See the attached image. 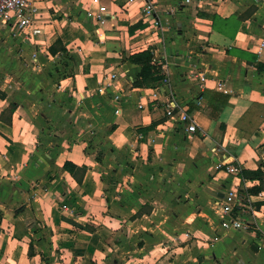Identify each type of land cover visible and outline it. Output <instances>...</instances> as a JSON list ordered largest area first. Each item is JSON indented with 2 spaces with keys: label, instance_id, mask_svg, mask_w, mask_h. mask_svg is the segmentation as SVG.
Listing matches in <instances>:
<instances>
[{
  "label": "crops",
  "instance_id": "1",
  "mask_svg": "<svg viewBox=\"0 0 264 264\" xmlns=\"http://www.w3.org/2000/svg\"><path fill=\"white\" fill-rule=\"evenodd\" d=\"M146 1L42 0L17 50L0 28V264H264V189L247 230L216 206L264 180V0H149L158 27Z\"/></svg>",
  "mask_w": 264,
  "mask_h": 264
},
{
  "label": "built area",
  "instance_id": "2",
  "mask_svg": "<svg viewBox=\"0 0 264 264\" xmlns=\"http://www.w3.org/2000/svg\"><path fill=\"white\" fill-rule=\"evenodd\" d=\"M42 0H0V28L9 30L11 36L19 38L23 42H34L43 31V23L46 24L49 18L44 16L41 11L39 2ZM134 0H128V3ZM106 10L105 6H101L98 17L101 12ZM155 10L154 4L147 0L144 5V13L155 26L160 25V21L153 15ZM91 14V12H90ZM43 21V23H42ZM264 30V28H263ZM261 46H264V33L262 36ZM172 111L178 115V120L186 125L189 132L197 130L196 116L188 109L183 108L175 99L169 102V113ZM226 171L229 174L240 177L242 168L237 165H227ZM238 184H231L225 190L222 197L216 201V206L221 215V227L225 230L230 229H249L251 222L247 220L246 214L250 210L247 201V194L241 192Z\"/></svg>",
  "mask_w": 264,
  "mask_h": 264
},
{
  "label": "trees",
  "instance_id": "3",
  "mask_svg": "<svg viewBox=\"0 0 264 264\" xmlns=\"http://www.w3.org/2000/svg\"><path fill=\"white\" fill-rule=\"evenodd\" d=\"M60 43V40H57L51 47L50 50L53 53L57 52V48H56V44ZM59 49L65 50V47H61ZM152 59H153V52L152 50L149 48L147 50H144L142 52H138L135 53L134 55L131 56V60L139 65L142 66V71H143V75H145V77L147 78L148 76L151 77L152 75V69H153V64H152ZM14 105L11 104L10 109L13 110L14 109ZM79 168L78 166H76L75 164L72 163H68L66 162L65 164V169L70 171L71 173H75L76 169ZM251 173H255L257 176L261 173V170L255 171V172H251ZM241 176L242 179H247L249 176L246 175L245 170L242 169L241 171ZM250 178V177H249ZM264 189V180L261 183V185H259L258 187H250L249 189L245 188V187H241V192L245 193L247 195H251V194H258L260 193L262 190Z\"/></svg>",
  "mask_w": 264,
  "mask_h": 264
},
{
  "label": "rangeland",
  "instance_id": "4",
  "mask_svg": "<svg viewBox=\"0 0 264 264\" xmlns=\"http://www.w3.org/2000/svg\"><path fill=\"white\" fill-rule=\"evenodd\" d=\"M71 1H73V0H71ZM58 14L56 15V16H58L60 13L59 12H57ZM61 15H63V16H65V14L64 13H62ZM61 15H60V17H61ZM9 38H6L5 40L6 41H4V43H5V46L7 47V49H9V48H11L12 50H13V47H17L15 50H17L18 49V46H22V45H24L23 43H20V42H18L17 41V38H15V37H10V36H8ZM43 48H44V46H43ZM15 56V58H16V55L15 54H13V53H10V54H8L7 55V57H6V68H5V70L3 71L4 72V74H5V78H7V76L9 75V74H14L15 73V70L13 69V65H11L10 64V62H12V61H15V59L13 58ZM25 57H22L21 59H20V61L22 62V64L24 63V62H26V61H24L25 59H24ZM18 60H19V58H18ZM28 74H27V76H29V74L30 73H34V72H36V71H34V70H31V69H29V68H27L26 70H25ZM26 76V77H27ZM4 78V79H5ZM22 77H20V79H21ZM246 214V217L247 218H249V216H251V214H252V211H250V210H248L247 211V213H245ZM245 230V229H244Z\"/></svg>",
  "mask_w": 264,
  "mask_h": 264
}]
</instances>
